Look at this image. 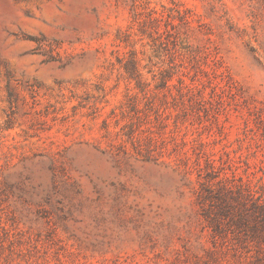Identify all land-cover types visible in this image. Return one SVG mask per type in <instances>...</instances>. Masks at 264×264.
Masks as SVG:
<instances>
[{"label":"rangeland","instance_id":"rangeland-1","mask_svg":"<svg viewBox=\"0 0 264 264\" xmlns=\"http://www.w3.org/2000/svg\"><path fill=\"white\" fill-rule=\"evenodd\" d=\"M0 264H264V0H0Z\"/></svg>","mask_w":264,"mask_h":264}]
</instances>
